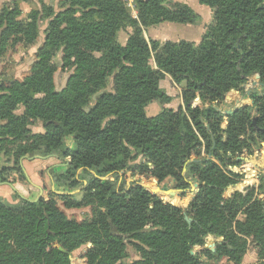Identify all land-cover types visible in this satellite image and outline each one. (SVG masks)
Returning a JSON list of instances; mask_svg holds the SVG:
<instances>
[{
  "label": "trees",
  "instance_id": "obj_1",
  "mask_svg": "<svg viewBox=\"0 0 264 264\" xmlns=\"http://www.w3.org/2000/svg\"><path fill=\"white\" fill-rule=\"evenodd\" d=\"M199 1L212 10L213 21L198 44H160L142 35V27L164 21L194 23L199 16L186 4L134 0L137 18L124 0H61L57 11L46 7L48 30L32 73L0 94V120H6L0 135L17 143L20 157L58 151L70 156L57 177L70 186L78 173L105 171V162L117 175L130 171L138 179L124 190L92 177L84 191V200L96 205L90 221L68 219L51 195L24 200L17 209L0 202V264H71V251L86 243V264H115L127 238L142 256L131 264H204L189 251L215 236L223 242L213 251L205 249L209 254H226L240 264L250 237L264 261V207L255 188L231 197L225 193L241 178L226 168L240 166L254 148L264 146V93L250 95L251 103L231 114L217 109L225 94L241 88L252 73L258 72L264 84V0ZM18 14L16 9L0 14V44L12 37L15 49L39 33L37 11L28 21L18 20ZM127 27L131 32L120 45L116 33ZM59 50L64 66L74 70L66 86L56 90L50 59ZM151 51L156 69L149 64ZM110 74L116 91L86 110L89 95ZM163 74L181 85L182 105L147 116L150 101L170 100L159 86ZM21 104L24 112L14 113ZM33 121H41L45 131L29 133ZM66 137L74 149L63 147ZM23 139L30 143L21 144ZM184 168L199 188L186 210L148 189L170 177L185 191L191 184ZM58 195L66 206L80 204L67 193Z\"/></svg>",
  "mask_w": 264,
  "mask_h": 264
},
{
  "label": "rangeland",
  "instance_id": "obj_2",
  "mask_svg": "<svg viewBox=\"0 0 264 264\" xmlns=\"http://www.w3.org/2000/svg\"><path fill=\"white\" fill-rule=\"evenodd\" d=\"M61 0H0V14L6 9H16L19 11L17 15L18 20L28 21V16L37 11L40 14L38 19L39 33L36 39L32 42L20 43L16 49L12 47V37L4 44H0V94L5 93L6 87H10L13 81H22L32 73L33 67L38 59L40 48L44 44V40L47 34L50 18L47 16L46 7L54 6V10H58ZM130 14L137 18V12L134 5V0H124ZM167 6H172L173 3L186 4L190 6L195 13L199 16L198 20L194 23H177V22H160L148 27H142V35L147 41L157 40L160 44L166 41L178 42L181 40L189 41L194 44H198L205 34L208 26L213 21L212 10L205 4H202L199 0H165ZM45 6V7H44ZM44 7V8H42ZM2 27L0 28L1 32ZM131 32V28H121L116 33V42L120 45H125L128 39V33ZM183 37V38H182ZM188 39V40H187ZM97 56L100 54L96 53ZM62 50L55 51L54 55L50 59V63L54 68L53 82L54 88L60 90L67 84L68 77L73 72L74 68L71 66H64L62 59ZM149 64L153 68H157L153 51H151ZM165 74L159 80V86L170 97L169 102L176 109L177 102L181 99V85L175 86L170 81L164 79ZM258 82L260 80V74L254 72L249 77L248 81L243 83L239 89L228 91L224 99L220 104L219 111H222L224 115L231 114L237 108L243 106L246 103H251L252 99L250 95H262L264 89ZM246 90L250 91L249 95H246ZM116 91L115 75L110 74L106 76L103 86L97 89L94 93L89 95L87 102L88 107L91 108L98 98L106 93H114ZM245 94V97L241 99L239 105L233 106L234 98H241ZM42 94H36L41 96ZM233 97V99L227 98ZM172 100V101H171ZM233 100V101H232ZM243 101V103H242ZM168 102V103H169ZM162 103L160 100H152L145 106V114L147 116H153L162 110ZM226 108V109H224ZM231 111L230 113H228ZM24 112V106L21 104L14 109V113L22 114ZM227 120L222 121L221 127L226 128ZM6 124V120H0V132L4 131L3 127ZM27 129L29 133L44 132L45 128L41 121H33L28 124ZM223 129V128H222ZM0 202L4 203L10 208H21L23 201L36 202L40 197H47L51 195L57 203L58 209L64 214L65 217L78 222L90 221L95 214L94 203H88L84 200L85 187L89 184V180L92 177H99L101 180L109 181L112 185L119 189L122 187L124 190L130 188L133 181L137 180L136 176H133L130 171H127L125 175H118L115 171H111L109 168L111 163L105 162V171L89 170L86 172L78 173L77 171V183L74 186L68 185L67 182L57 180L59 174L64 173L65 162L69 163L70 156H63L62 151L56 153L42 155H24L18 156L16 153L15 144H10L6 140L9 136L0 135ZM30 140L23 139L21 144H28ZM63 147L65 149H74L75 145L72 143V139L66 137ZM264 146L260 148H254L253 152L247 155L243 159V163L240 166L230 167L234 172L240 174L241 178L239 182L233 186H229L226 189V196L231 197L236 191H243L247 187L253 186L255 188V195L260 198L264 207V158H263ZM41 156V157H38ZM206 156L205 152L202 153V157ZM27 157V158H24ZM30 157H32L30 159ZM140 159L137 160V162ZM66 163V164H67ZM133 164V160L130 161ZM102 166L101 168H103ZM188 170V169H187ZM228 171V170H227ZM188 180H193L189 174ZM165 179L161 184L148 186V189L157 196L163 197L171 202L179 205L183 209H187L189 203L198 192V182L196 181L194 187H189L185 191L177 188L174 182H167ZM13 185L16 190L10 189ZM9 185V186H8ZM60 193H67L69 196L79 201L78 205L66 206L65 202L60 199ZM239 216V215H238ZM192 220L191 216H185ZM186 219V218H185ZM190 220V221H191ZM188 221V220H187ZM189 222V221H188ZM114 231V230H113ZM247 245L244 255L238 260L240 264H264L257 257V245L247 237ZM223 242L222 236L206 237L203 246L194 245L189 251L193 256L199 258L204 264H236L235 260L222 254L217 256L209 254L205 249L213 251L217 245ZM90 244H82L71 251V264H86L83 261V254L88 250ZM142 258L141 253L133 245V239H126L125 253L121 259L115 264H131L133 261ZM260 261V263H259Z\"/></svg>",
  "mask_w": 264,
  "mask_h": 264
},
{
  "label": "crops",
  "instance_id": "obj_3",
  "mask_svg": "<svg viewBox=\"0 0 264 264\" xmlns=\"http://www.w3.org/2000/svg\"><path fill=\"white\" fill-rule=\"evenodd\" d=\"M183 38V37H182ZM185 40V39H184ZM188 40V39H187ZM164 79H166V80H168V83H169V85H170V81L172 82V84H174V87L175 86H178V87H180V84H176L173 80H172V78L170 77V75L169 74H165V78ZM246 95H248V94H246ZM245 97V94L244 95H242L241 96V98H234V103H233V106L232 107H234L235 105H239L240 103H241V99H243ZM227 98H230V97H227ZM230 99H233V97H231ZM172 101V100H171ZM233 101V100H232ZM242 103H243V101H242ZM180 105H182V102L180 101V99L178 100V102H177V107H179ZM163 107H167V108H173V109H175V107L173 106V105H171V103L169 102V103H165V104H162V108ZM176 107V108H177ZM220 107V106H219ZM235 108V107H234ZM224 109H226V108H224ZM227 123V122H226ZM227 125V124H226ZM221 128H223V129H225L224 127H221ZM209 157V156H208ZM167 182H174V179L173 178H167V180H166ZM0 184H1V182H0ZM9 186V185H8ZM0 187H1V185H0ZM9 187H11L10 189H13V190H16L15 189V187L12 185L11 186V184H10V186Z\"/></svg>",
  "mask_w": 264,
  "mask_h": 264
},
{
  "label": "water",
  "instance_id": "obj_4",
  "mask_svg": "<svg viewBox=\"0 0 264 264\" xmlns=\"http://www.w3.org/2000/svg\"><path fill=\"white\" fill-rule=\"evenodd\" d=\"M259 83V85H261V86H264V84L263 83H261V82H258ZM246 94H250V91L249 90H246ZM206 107H208V106H206ZM218 110H221L220 108H217ZM231 111H229L228 113H230ZM253 124L255 125V121H256V117H254L253 118ZM38 157H41V156H38ZM24 158H27V157H24ZM32 157H30V159H31ZM191 161H193V160H189L188 162H191ZM183 176H184V178H188L189 177V171L186 169V168H184V170H183ZM187 181L191 184V187H194V185H195V183H196V181H191V180H188L187 179ZM178 191H183V190H178ZM186 218V220H188V221H190L191 219H189L188 217H185Z\"/></svg>",
  "mask_w": 264,
  "mask_h": 264
}]
</instances>
